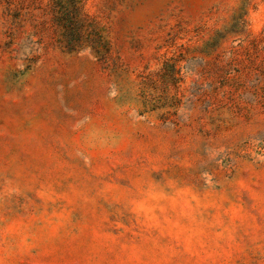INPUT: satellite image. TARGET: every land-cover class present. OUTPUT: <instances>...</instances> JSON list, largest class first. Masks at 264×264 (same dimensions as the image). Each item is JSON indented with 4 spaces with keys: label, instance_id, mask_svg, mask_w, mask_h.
Segmentation results:
<instances>
[{
    "label": "rangeland",
    "instance_id": "obj_1",
    "mask_svg": "<svg viewBox=\"0 0 264 264\" xmlns=\"http://www.w3.org/2000/svg\"><path fill=\"white\" fill-rule=\"evenodd\" d=\"M0 264H264V0H0Z\"/></svg>",
    "mask_w": 264,
    "mask_h": 264
}]
</instances>
